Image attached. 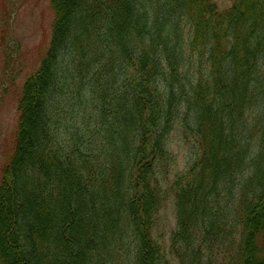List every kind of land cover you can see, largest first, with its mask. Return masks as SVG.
<instances>
[{
    "label": "trees",
    "instance_id": "1",
    "mask_svg": "<svg viewBox=\"0 0 264 264\" xmlns=\"http://www.w3.org/2000/svg\"><path fill=\"white\" fill-rule=\"evenodd\" d=\"M52 0L0 180V264H264V0ZM189 159L163 188L175 157Z\"/></svg>",
    "mask_w": 264,
    "mask_h": 264
},
{
    "label": "rangeland",
    "instance_id": "2",
    "mask_svg": "<svg viewBox=\"0 0 264 264\" xmlns=\"http://www.w3.org/2000/svg\"><path fill=\"white\" fill-rule=\"evenodd\" d=\"M213 1L220 11L231 6L230 0ZM52 22L50 0H0V180L13 148L16 94L45 53ZM169 148L176 160L170 184L173 176L184 169L189 148L177 135L172 137ZM166 195L167 199L155 217L152 235L167 251L170 236L176 228V214L173 196ZM167 258L170 264H176Z\"/></svg>",
    "mask_w": 264,
    "mask_h": 264
},
{
    "label": "bare ground",
    "instance_id": "3",
    "mask_svg": "<svg viewBox=\"0 0 264 264\" xmlns=\"http://www.w3.org/2000/svg\"><path fill=\"white\" fill-rule=\"evenodd\" d=\"M51 2H52V0H50V7H51ZM50 40H51V37H50ZM49 44H50V41H49V43H48V46H49ZM47 49H48V47H47ZM47 49H46V51H47ZM46 51H45V53H46ZM45 53H44V55H45ZM44 55H43V57H44ZM42 57V58H43ZM40 61V60H39ZM38 66V65H37ZM23 83H24V81H23ZM23 83L21 84V86H20V89H19V91H18V93L16 94V96L20 93V90L22 89V86H23ZM18 98V97H17ZM17 107H18V100H16V112H17ZM16 129H17V122H16ZM174 135L173 134H171L170 135V138H169V141H171V139H172V137H173ZM15 139H16V131H15V134H14V141H13V147H14V144H15ZM12 150H13V148H12ZM189 154H190V152H189ZM172 171H173V169H170L169 170V172H168V174H167V177H166V179L164 180V182L165 183H163V188L165 189V191H166V189H168V187L173 183V181L175 180V176H176V174L173 176V181L169 184V178H170V176H171V173H172ZM169 190V189H168ZM168 193H170L169 191H168ZM168 193H165V198L163 199L164 201H163V204L165 203V201H166V199H167V195L166 194H168ZM171 195H172V193H170ZM155 240V239H154ZM156 241V240H155ZM157 242V241H156ZM158 243V242H157ZM159 244V243H158ZM160 245V244H159ZM165 257H166V259H167V261L169 262V264H170V260L167 258V257H170L171 258V260H173L175 263H176V261L169 255V253H168V251H166V254H165Z\"/></svg>",
    "mask_w": 264,
    "mask_h": 264
}]
</instances>
